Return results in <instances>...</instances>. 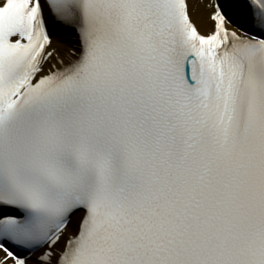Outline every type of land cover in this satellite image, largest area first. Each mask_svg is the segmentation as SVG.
<instances>
[{
	"label": "snow or ice",
	"instance_id": "1",
	"mask_svg": "<svg viewBox=\"0 0 264 264\" xmlns=\"http://www.w3.org/2000/svg\"><path fill=\"white\" fill-rule=\"evenodd\" d=\"M0 264H264V0H0Z\"/></svg>",
	"mask_w": 264,
	"mask_h": 264
},
{
	"label": "bare ground",
	"instance_id": "2",
	"mask_svg": "<svg viewBox=\"0 0 264 264\" xmlns=\"http://www.w3.org/2000/svg\"><path fill=\"white\" fill-rule=\"evenodd\" d=\"M197 23H199V20H197ZM53 40H54V43L57 44L58 46L59 45H62L63 42H64V38L63 37H60V36H54L53 37Z\"/></svg>",
	"mask_w": 264,
	"mask_h": 264
}]
</instances>
